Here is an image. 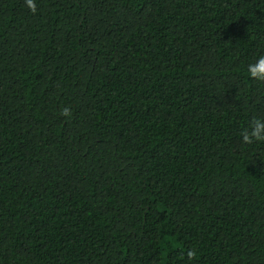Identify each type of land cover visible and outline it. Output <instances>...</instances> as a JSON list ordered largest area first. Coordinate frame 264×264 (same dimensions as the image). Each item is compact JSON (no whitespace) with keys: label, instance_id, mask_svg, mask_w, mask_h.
<instances>
[{"label":"trees","instance_id":"trees-1","mask_svg":"<svg viewBox=\"0 0 264 264\" xmlns=\"http://www.w3.org/2000/svg\"><path fill=\"white\" fill-rule=\"evenodd\" d=\"M35 3L0 0V264H264V0Z\"/></svg>","mask_w":264,"mask_h":264},{"label":"clouds","instance_id":"clouds-1","mask_svg":"<svg viewBox=\"0 0 264 264\" xmlns=\"http://www.w3.org/2000/svg\"><path fill=\"white\" fill-rule=\"evenodd\" d=\"M25 5L32 13L36 12L35 0H25ZM247 72L250 79L264 82V55L259 56L254 63L249 64L247 66ZM61 115L70 118V109L67 107L61 109ZM241 137L242 142L245 144L264 142V119L254 117L252 121H250L249 128L241 133ZM187 256L189 259L195 258V250L188 251Z\"/></svg>","mask_w":264,"mask_h":264}]
</instances>
